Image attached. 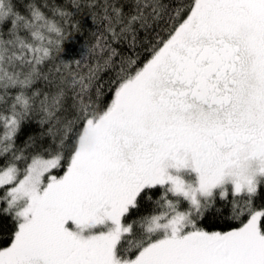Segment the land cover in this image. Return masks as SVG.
<instances>
[{
    "label": "snow or ice",
    "instance_id": "6c2138e0",
    "mask_svg": "<svg viewBox=\"0 0 264 264\" xmlns=\"http://www.w3.org/2000/svg\"><path fill=\"white\" fill-rule=\"evenodd\" d=\"M0 264H264V0H0Z\"/></svg>",
    "mask_w": 264,
    "mask_h": 264
},
{
    "label": "trees",
    "instance_id": "16d2710c",
    "mask_svg": "<svg viewBox=\"0 0 264 264\" xmlns=\"http://www.w3.org/2000/svg\"><path fill=\"white\" fill-rule=\"evenodd\" d=\"M43 2V0H42ZM48 3L57 5H69L71 0H47ZM165 5H175L179 0H161ZM77 20H82V29L80 32L73 31L70 38L65 42L66 58L80 59L87 57L88 60L93 59L88 54V50L93 46L96 41L97 35L102 33V28L99 26L93 27L92 22L87 16H76ZM6 226L10 227V222H5Z\"/></svg>",
    "mask_w": 264,
    "mask_h": 264
}]
</instances>
